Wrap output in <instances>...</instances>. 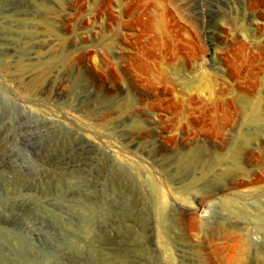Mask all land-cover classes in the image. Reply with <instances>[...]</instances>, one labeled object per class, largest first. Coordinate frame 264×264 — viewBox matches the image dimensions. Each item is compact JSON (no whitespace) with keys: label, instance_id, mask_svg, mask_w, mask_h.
I'll use <instances>...</instances> for the list:
<instances>
[{"label":"rangeland","instance_id":"1","mask_svg":"<svg viewBox=\"0 0 264 264\" xmlns=\"http://www.w3.org/2000/svg\"><path fill=\"white\" fill-rule=\"evenodd\" d=\"M0 264H264V0H0Z\"/></svg>","mask_w":264,"mask_h":264},{"label":"bare ground","instance_id":"2","mask_svg":"<svg viewBox=\"0 0 264 264\" xmlns=\"http://www.w3.org/2000/svg\"><path fill=\"white\" fill-rule=\"evenodd\" d=\"M257 108V110H258V107H256Z\"/></svg>","mask_w":264,"mask_h":264}]
</instances>
